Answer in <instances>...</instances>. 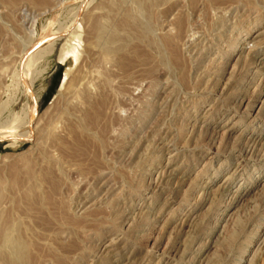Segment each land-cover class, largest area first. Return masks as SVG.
<instances>
[{
    "label": "rangeland",
    "instance_id": "rangeland-1",
    "mask_svg": "<svg viewBox=\"0 0 264 264\" xmlns=\"http://www.w3.org/2000/svg\"><path fill=\"white\" fill-rule=\"evenodd\" d=\"M0 132V264H264V0H0Z\"/></svg>",
    "mask_w": 264,
    "mask_h": 264
},
{
    "label": "bare ground",
    "instance_id": "bare-ground-1",
    "mask_svg": "<svg viewBox=\"0 0 264 264\" xmlns=\"http://www.w3.org/2000/svg\"><path fill=\"white\" fill-rule=\"evenodd\" d=\"M63 34H65V33H63ZM63 34H60L61 36L57 39V44H56V45H58V43L62 41V39H63V38H62V35H63ZM42 43H43V42H42ZM51 44H52V43H51ZM53 44H55V43L53 42ZM53 44H52V45H53ZM60 45H61V44H60ZM62 55H63V54H62ZM62 55H61V56H62ZM26 70H27V69H26ZM27 71H28V70H27ZM27 78H28V76H27L25 79L27 80ZM21 79H22V78H21ZM24 82H25V81H24ZM27 83H28V82H27ZM27 83H26V84H27ZM24 86H25V88H28L27 86H29V84H27V85L24 84ZM64 86H65V84L62 83L60 90H62V89L64 88ZM29 88H30V87H29ZM29 88H28V89H29ZM30 89H31V88H30ZM24 90H25V89H24ZM25 92H26V91H25ZM30 92H31V91H30ZM26 93H27V92H26ZM24 94H25V93H24ZM27 95H28V94H27ZM28 96H29V95H28ZM29 98H32V97H29ZM32 105H33V102H32ZM32 108H33V106H32ZM31 111H32V110H30V113H31ZM33 117H34V115H33ZM13 118H14V117H13ZM29 120H30V119H29ZM13 121H15V120H13ZM10 122H11V121H10ZM30 122H31V120H30ZM32 122H33V121H32ZM16 123H19V121H18V122L15 121L14 124L11 123L12 125H10L11 128L13 127V128H12L13 130L16 129ZM28 123H29V122H28ZM19 124H20V123H19ZM29 124H30V123H29ZM26 127H28V126H26ZM19 128H20V127H19ZM23 130H24V132H22V133H21V131L19 132V133H21L22 135H24L25 133H27L26 131H28V133H29L31 129H29V128L25 129V128H24V129H22V131H23ZM0 135H1V136H4L5 134L2 133V132H0ZM28 135H30V134H28ZM4 262H5V264H8L6 258L4 259Z\"/></svg>",
    "mask_w": 264,
    "mask_h": 264
}]
</instances>
